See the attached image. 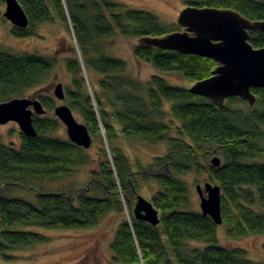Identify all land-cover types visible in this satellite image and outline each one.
<instances>
[{
	"label": "trees",
	"instance_id": "16d2710c",
	"mask_svg": "<svg viewBox=\"0 0 264 264\" xmlns=\"http://www.w3.org/2000/svg\"><path fill=\"white\" fill-rule=\"evenodd\" d=\"M18 2L29 26H13L14 37L36 36L38 25L56 21L73 34L76 44L69 48L70 56L64 58L72 77V89L65 92V100L97 143L100 160L84 187L40 192L37 204H33L8 194L11 189L25 188L30 183L71 176L78 168L89 165L91 157L69 139L50 136L60 126L54 117L34 115L37 136L20 133L19 146L6 144L0 137L2 257L12 261L15 257L11 253L49 241L46 235L20 231L18 227L92 230L110 211L123 214L128 205L130 219L122 220L110 244L115 264H264L250 260L242 248L218 244L217 226L201 211L189 209V189L181 179L190 174L208 175L220 186L221 225L226 226L227 237L243 239L264 234V89H252L256 97L253 107L239 97L218 106L189 89L169 85L158 75L142 83L127 75L122 59L107 54L106 40L117 35L138 40L158 38L181 31L178 25L168 30L155 14L135 9L120 11L123 6L113 0ZM183 2L184 8L232 9L251 21L264 20V2L257 0ZM249 36L254 48L264 47V33L250 31ZM133 54L159 72L177 73L193 83L208 79L217 67L209 58L147 44L135 45ZM57 64L54 57L0 51V103L40 85ZM83 69L103 76L98 81L102 94L90 93ZM38 100L47 113L53 112L56 105L52 97L39 96ZM165 101L174 102L169 111L164 109ZM242 104L248 106L243 108ZM120 138L128 142L166 143L168 150L134 171L124 151L116 145ZM215 154L222 158L219 167L211 164ZM258 159L262 161H254ZM151 181L159 186L150 200L159 212L158 226L136 220L131 212L141 196L140 183L146 186ZM191 241L207 247L192 248Z\"/></svg>",
	"mask_w": 264,
	"mask_h": 264
},
{
	"label": "rangeland",
	"instance_id": "374dc122",
	"mask_svg": "<svg viewBox=\"0 0 264 264\" xmlns=\"http://www.w3.org/2000/svg\"><path fill=\"white\" fill-rule=\"evenodd\" d=\"M115 3L123 6L124 9L143 10L155 14L159 22L166 29L176 28L177 18L180 11L184 8L183 0H113ZM264 2V0H257ZM6 10L5 3H0V51L20 54L29 53L42 57H54L58 64L52 72L43 79V82L35 88H31L19 97L38 99L39 96L52 97L55 105L66 104L67 101H59L54 96V88L58 83L63 85L64 91L72 89V77L65 68L64 58L70 56L69 48L76 44L75 38L71 31L59 21L54 24H40L36 27V36L29 38H16L11 30L13 25L4 18ZM108 43L107 54L109 56L122 59L126 63V73L135 80L146 83L152 76L158 75L172 86L190 89L195 83L182 77L177 73H163L154 69L147 62L139 61L133 54V47L139 44L138 38H126L114 36L106 40ZM84 76L90 93L97 91L102 94L98 87V81L103 78L99 73L92 70L83 69ZM173 101H165L164 109L169 111ZM95 105V101H94ZM248 106L247 104L240 105ZM239 107L237 105L234 106ZM74 113V112H73ZM54 117L53 112L47 113L40 117ZM77 121L82 123L77 113H74ZM60 122V121H59ZM175 126H178L176 123ZM118 128V127H117ZM20 128L10 122L0 125V137L6 144L19 146ZM173 135L177 132H173ZM52 137L68 139L66 127L60 122L59 128L50 134ZM130 160L134 171L139 166L146 167L155 157H162L168 150L166 143L150 144L147 142H128L120 138L116 143ZM264 146V142L262 143ZM91 157L89 165L78 168L71 176L45 183H30L25 188H13L8 196L11 198H22L33 204H37V196L40 192L55 193L62 191H74L84 187L90 179L91 170L98 168L100 156L99 147L93 141L90 149L87 150ZM213 157H219L215 154ZM262 161V159L254 160ZM251 162V160H248ZM187 183L189 189L190 205L192 211H200V197L197 192V185L202 188L205 183H214L208 175L198 177L194 174L183 176L181 178ZM140 181V180H139ZM140 183V182H139ZM140 195L147 200H151L159 191V186L151 181L148 185L143 186L140 183ZM261 211L259 207H256ZM132 212V211H131ZM130 209L125 205L123 214L110 211L101 220L99 225L92 230H68V231H51L40 227H18L17 230L40 233L49 237L45 244L35 247L26 248L11 253L15 257L12 261H6L0 254V264H115L112 260L110 244L114 239L119 224L122 220L130 219ZM218 244L225 248H242L248 252V258L257 262H264V234L258 236H249L243 239H231L226 235V226H217ZM192 248L204 249L207 244L197 241H191Z\"/></svg>",
	"mask_w": 264,
	"mask_h": 264
},
{
	"label": "water",
	"instance_id": "95a60500",
	"mask_svg": "<svg viewBox=\"0 0 264 264\" xmlns=\"http://www.w3.org/2000/svg\"><path fill=\"white\" fill-rule=\"evenodd\" d=\"M6 5L4 18L14 27L25 29L29 20L18 0H3ZM181 31H173L162 37H145L139 44H147L183 55H196L212 59L217 67L208 79L195 83L189 91L204 97L218 106L233 97H239L250 107L256 103L252 89H264V47L254 48L249 42V32L264 33V20L251 21L232 9L183 8L177 18ZM54 96L65 100L63 85L58 83ZM47 112L38 99L14 97L0 103V125L16 123L27 137H36L33 116ZM56 118L66 127L68 139L75 145L90 149L93 139L86 126L77 121L66 104L55 106ZM214 167L221 165L219 157H213ZM200 211L209 216L216 226L222 224V191L219 185L205 183L197 185ZM136 220L152 226L160 224L158 210L146 198L139 196L132 207Z\"/></svg>",
	"mask_w": 264,
	"mask_h": 264
}]
</instances>
